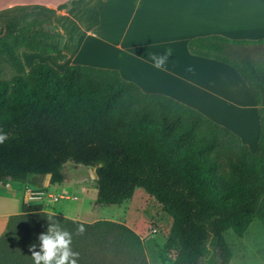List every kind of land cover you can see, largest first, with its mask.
<instances>
[{"label":"trees","instance_id":"trees-1","mask_svg":"<svg viewBox=\"0 0 264 264\" xmlns=\"http://www.w3.org/2000/svg\"><path fill=\"white\" fill-rule=\"evenodd\" d=\"M84 0L73 1L77 7ZM41 7L21 16V26L0 36V184H26L51 174L61 184L62 167L73 160L94 168L96 206H120L138 191L171 218L170 264H230L224 234L241 239L254 222L264 228V59L252 46L211 36L189 42L196 56L230 66L258 105L256 152L200 112L170 97L148 94L118 71L67 65L61 71L35 62L25 69L22 52L66 59L57 11ZM72 233L78 264H149L143 240L123 224L84 223L22 205L0 235V264H33L30 248L50 220ZM79 225L85 227L78 234Z\"/></svg>","mask_w":264,"mask_h":264},{"label":"crops","instance_id":"crops-1","mask_svg":"<svg viewBox=\"0 0 264 264\" xmlns=\"http://www.w3.org/2000/svg\"><path fill=\"white\" fill-rule=\"evenodd\" d=\"M13 1L4 6L0 0V36L14 33L27 11L68 5L53 19L63 36L66 59L57 64L50 56L30 53L26 70L35 60L48 61L60 71L67 65L116 70L142 92L170 97L200 112L256 152L258 105L247 85L230 66L193 55L188 45L193 39L211 36L264 40V0H84L77 7L69 6L77 0ZM168 49L171 56L164 67H153L150 57ZM252 49L256 58L264 59V47L253 45ZM27 187L43 190L50 182L47 186L46 177L31 176L26 184H0V235L8 217L20 214L23 204L65 217L46 209L49 193L40 201H25Z\"/></svg>","mask_w":264,"mask_h":264},{"label":"rangeland","instance_id":"rangeland-1","mask_svg":"<svg viewBox=\"0 0 264 264\" xmlns=\"http://www.w3.org/2000/svg\"><path fill=\"white\" fill-rule=\"evenodd\" d=\"M3 2L4 6L15 3L13 0ZM28 54L22 58L26 67L30 64ZM61 173L64 178L61 184L43 189L44 193L51 194L47 196L48 211L84 223L106 220L123 224L143 240L149 264H170L172 256L167 253V243L172 220L153 198L138 191L120 206H96L98 191L94 168L70 160L62 167ZM52 195L58 197L56 202L50 198ZM224 237L233 253L230 264H264V228L258 222H254L241 239L232 231H227ZM210 259V256L205 257L202 264H211Z\"/></svg>","mask_w":264,"mask_h":264},{"label":"clouds","instance_id":"clouds-1","mask_svg":"<svg viewBox=\"0 0 264 264\" xmlns=\"http://www.w3.org/2000/svg\"><path fill=\"white\" fill-rule=\"evenodd\" d=\"M169 56H171V49L166 50L163 55L153 54L150 58L153 67L161 69L164 67ZM7 139V134L0 132V144ZM47 231L38 236L39 251L32 249L36 245L31 246V257L33 264H78L79 253L72 250V233L63 229L60 223L51 219ZM85 227L79 225L76 229L78 234L85 232Z\"/></svg>","mask_w":264,"mask_h":264},{"label":"built area","instance_id":"built-area-1","mask_svg":"<svg viewBox=\"0 0 264 264\" xmlns=\"http://www.w3.org/2000/svg\"><path fill=\"white\" fill-rule=\"evenodd\" d=\"M46 196V193H44V190H33L31 188H26L25 190V201H40L44 199ZM53 202H56L58 200V197L51 196L50 197Z\"/></svg>","mask_w":264,"mask_h":264},{"label":"water","instance_id":"water-1","mask_svg":"<svg viewBox=\"0 0 264 264\" xmlns=\"http://www.w3.org/2000/svg\"><path fill=\"white\" fill-rule=\"evenodd\" d=\"M47 179V186L49 185L50 179H51V174H48L45 176Z\"/></svg>","mask_w":264,"mask_h":264}]
</instances>
